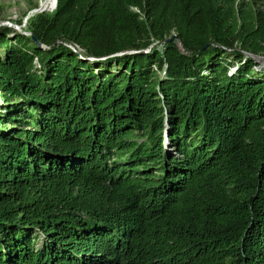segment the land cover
Masks as SVG:
<instances>
[{
	"label": "trees",
	"instance_id": "1",
	"mask_svg": "<svg viewBox=\"0 0 264 264\" xmlns=\"http://www.w3.org/2000/svg\"><path fill=\"white\" fill-rule=\"evenodd\" d=\"M245 3L58 0L0 30V264H264Z\"/></svg>",
	"mask_w": 264,
	"mask_h": 264
},
{
	"label": "rangeland",
	"instance_id": "2",
	"mask_svg": "<svg viewBox=\"0 0 264 264\" xmlns=\"http://www.w3.org/2000/svg\"><path fill=\"white\" fill-rule=\"evenodd\" d=\"M42 0H0V30L3 28H7L9 30L8 37L9 39L14 40L15 32L20 31L24 32L26 34H30V31L28 30L30 18L33 17L37 13L41 12H52L57 4H55V0H48V3L51 7V9L48 10H41L36 11L38 9H44L45 6L41 5ZM245 9H252L257 14L259 11L262 12V16L264 17V0H245ZM176 31L173 30L172 36L176 35ZM158 42H153V44L150 47L156 46ZM235 45H239L237 42ZM149 47V48H150ZM0 52H5V46H0ZM255 61L259 64L256 66V69H261L264 67V52L260 54H256L253 56ZM227 60L232 61L235 65H237L238 58L231 54L228 56ZM235 70V67L231 69L233 72ZM0 107V111H1ZM167 131V130H165ZM167 137V132H165V136ZM166 139V146L171 149V146H169V140Z\"/></svg>",
	"mask_w": 264,
	"mask_h": 264
},
{
	"label": "water",
	"instance_id": "3",
	"mask_svg": "<svg viewBox=\"0 0 264 264\" xmlns=\"http://www.w3.org/2000/svg\"><path fill=\"white\" fill-rule=\"evenodd\" d=\"M57 1L58 0H55V4H57ZM41 10H43V9H38V10H36V11H41ZM175 37H176V35H173L170 39H169V41H173L174 39H175Z\"/></svg>",
	"mask_w": 264,
	"mask_h": 264
},
{
	"label": "bare ground",
	"instance_id": "4",
	"mask_svg": "<svg viewBox=\"0 0 264 264\" xmlns=\"http://www.w3.org/2000/svg\"><path fill=\"white\" fill-rule=\"evenodd\" d=\"M47 3H48V0H42V1H41V5H42V6H45Z\"/></svg>",
	"mask_w": 264,
	"mask_h": 264
}]
</instances>
